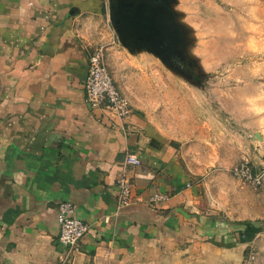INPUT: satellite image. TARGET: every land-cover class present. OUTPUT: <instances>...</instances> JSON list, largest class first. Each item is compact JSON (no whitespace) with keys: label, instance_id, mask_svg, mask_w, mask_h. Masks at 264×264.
Returning <instances> with one entry per match:
<instances>
[{"label":"crops","instance_id":"crops-1","mask_svg":"<svg viewBox=\"0 0 264 264\" xmlns=\"http://www.w3.org/2000/svg\"><path fill=\"white\" fill-rule=\"evenodd\" d=\"M234 3L246 22L231 46L249 62H231L220 81L244 84L208 93L237 125L223 144L229 174L243 159L264 166V0ZM219 9L199 0L204 14ZM114 35L109 0H0V264H243L254 226L242 241L215 217L196 181L211 162L147 138L137 105L120 120L87 104V56ZM123 170L133 201L118 207ZM155 194L168 199L150 203ZM62 202L89 225L74 249L58 241Z\"/></svg>","mask_w":264,"mask_h":264},{"label":"rangeland","instance_id":"rangeland-1","mask_svg":"<svg viewBox=\"0 0 264 264\" xmlns=\"http://www.w3.org/2000/svg\"><path fill=\"white\" fill-rule=\"evenodd\" d=\"M210 1L220 8L217 12H200L199 0H175L174 5L175 9L178 5L181 24L185 19L190 31L188 53L192 62H202V69L193 63L189 67L184 62L180 67L184 74L174 71L152 53L128 52L116 35L108 44L100 45L104 46L106 66L130 108L139 107L136 109L147 129H138L153 134L147 137L151 140L156 137L160 143L179 147L192 162L205 159L211 162L203 164L205 171L196 177L209 208L216 218L232 225L242 241L245 240L242 234L254 226L251 240L255 245L246 250L243 264H264V186L253 188L239 182L222 163L230 160L229 148L223 146L226 131L237 125L218 112L217 104L208 94L215 87L225 90L244 84L232 83L229 78L221 82L220 77L229 75L233 68L231 62H249L246 57H237V51L231 46L235 38L232 34L246 18L237 17L242 15V5L238 14L232 13L236 0ZM190 4L196 12L191 11ZM183 5L186 12L182 10ZM215 114L223 122H216Z\"/></svg>","mask_w":264,"mask_h":264},{"label":"built area","instance_id":"built-area-1","mask_svg":"<svg viewBox=\"0 0 264 264\" xmlns=\"http://www.w3.org/2000/svg\"><path fill=\"white\" fill-rule=\"evenodd\" d=\"M85 100L92 108H103L112 116L124 120L130 114L128 99L119 92L106 66L104 46L95 47L87 56V74L84 81ZM126 166L140 165L139 158L128 153L124 161ZM230 174L233 178L253 188L264 186V167L255 168L248 160H241L234 165ZM118 207L129 206L133 201L132 183L123 170L116 180ZM167 195L155 194L150 203L163 202ZM59 243L67 248H76L89 231V225L75 215V208L70 202H62L57 208Z\"/></svg>","mask_w":264,"mask_h":264},{"label":"water","instance_id":"water-1","mask_svg":"<svg viewBox=\"0 0 264 264\" xmlns=\"http://www.w3.org/2000/svg\"><path fill=\"white\" fill-rule=\"evenodd\" d=\"M174 5L175 0H109V18L116 39L128 52L152 53L184 74V62L199 65L188 53L190 31Z\"/></svg>","mask_w":264,"mask_h":264}]
</instances>
